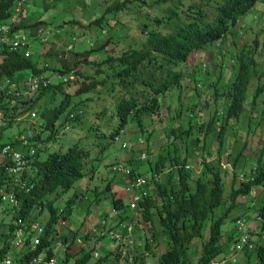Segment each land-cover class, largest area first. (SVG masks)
Wrapping results in <instances>:
<instances>
[{
	"label": "trees",
	"instance_id": "1",
	"mask_svg": "<svg viewBox=\"0 0 264 264\" xmlns=\"http://www.w3.org/2000/svg\"><path fill=\"white\" fill-rule=\"evenodd\" d=\"M17 1L0 0V127L4 143H21L24 134L26 163L9 176L6 190L16 204L1 208L7 226L0 262L8 256L11 264H232L241 258L240 236L248 235L254 264H264V16L256 24L243 20L261 0H103L101 15L86 22L58 15L28 21L27 10L14 22ZM76 26L95 33L83 29L80 39L72 35L78 42L67 41L63 31ZM111 45L123 50L111 56ZM202 53L214 79L205 89L197 86L205 76ZM22 70L27 76L16 77ZM166 122V145L145 160L146 194L137 208L112 195L116 214L104 225L84 227L82 219L74 228L79 216L68 224L88 193L91 218L99 184L112 182L114 134L124 128L127 140L145 134L151 144L153 126ZM138 175L134 167L126 180ZM252 212L261 218L255 236L241 224ZM122 224L130 226L126 240L134 247L123 260L118 246L125 239L108 237ZM243 250L244 256L251 249ZM246 255L252 264L255 255Z\"/></svg>",
	"mask_w": 264,
	"mask_h": 264
},
{
	"label": "clouds",
	"instance_id": "2",
	"mask_svg": "<svg viewBox=\"0 0 264 264\" xmlns=\"http://www.w3.org/2000/svg\"><path fill=\"white\" fill-rule=\"evenodd\" d=\"M214 57H215V61L219 60L220 59L219 53H216L214 55ZM198 63L200 64L202 72L205 73V76H204L202 82H198L197 83V86H198V88H200L201 85H202V88L205 89V86L208 83V81L214 80V79H211L209 77L210 74L212 73V70H209V74H206V71L208 69V65L206 63V59H205L204 53H202L201 56L199 57ZM198 118L201 120L199 115H198ZM168 127H169V123L166 122L165 124H163L161 126L160 131L157 132V136L155 138H152L153 139L152 144H154V146L150 149L151 153L147 152V150L149 149V146H150V144H149L150 141L146 138L145 134H143L142 136H138L137 135L135 138H130L129 140L123 139V140H121L120 146H118V143L116 144L119 147V151L116 153V156H114L112 158V161L116 163L115 164L116 168L113 170V172H115V173H113V177H115V180H116L117 175L123 176L121 178L124 179V192L128 195V202L125 203V204L129 205L131 211H134L137 208V203H138L139 199L144 194H146V191L141 189L143 186L146 185L147 178H148L146 173H145L146 167H147V164L145 163V160L147 158L149 160H151L156 155V153H157L158 149L160 148V146L166 145L164 141L160 143V138L161 137L164 138L165 136H167L169 134ZM122 134H124V128L123 129H119L114 134L113 141L116 143L117 140H120V136ZM122 150H123V152H128L129 153V155H128L129 159L128 160L125 159L127 157L123 158V157L119 156L120 153H122ZM132 150H135V152L132 153L131 152ZM151 154L153 155L152 158L149 157V155H151ZM120 157H121V160H120ZM122 159H124V161L126 163L124 161H122ZM222 165L223 166L226 165L224 161H222ZM134 167H138L139 175L136 178L130 179V180L127 181L126 180V176L130 173V169H133ZM116 183H117V181H116ZM102 184H99L98 191H99V195L100 196L98 195V202L94 203L95 205H97L98 203H102L106 199L108 200V191L111 188V183L109 185H107V183L105 182V185L103 184V186H101ZM257 193L258 192H257L256 189L252 190L250 195H249V197L250 198H254ZM116 196H117V193H115V197ZM251 205H252V203H251ZM252 213L255 216H257L259 221L261 220L260 216H258V214L256 212H252ZM115 214H116V211L111 207L110 213L108 214V216L107 217H103L102 216L101 219H103V221L100 220V223L104 225L106 219L114 217ZM136 214L137 213H134V216H136ZM250 214H247L246 216H244V219L241 221V224H243V222L245 221L246 224L248 225L247 220H248V217H251ZM122 229H125L127 231V234H126L125 237H123L121 235V234H123L122 233ZM244 229L249 230L251 232L252 236H255L257 234V228L256 227H249V228L244 227ZM130 231H131L130 226H128L126 224H122V225H120L117 228V230L110 231L108 233V237L111 238V239L114 238V237L117 238V239H121V238L125 239L123 244L118 246V252H120V254H121L120 259H122V260L125 259L126 256L129 257V256L132 255L128 251V247L130 246L129 245V241H128L129 240ZM242 237H244V236H240L241 244H242V246L244 247L245 250L246 249H251L250 251H248L246 253V254H250L253 251V245H252V243L247 242L248 235L245 236V241L244 242H242V240H241ZM126 239H128V240H126ZM130 241L132 243H137L132 238L130 239ZM243 247L241 248V251H239L240 252L239 256L241 257L239 259V262H241V260L243 258H247L248 259L246 254L243 256V253H244ZM212 264H218V263L216 261V262H213ZM248 264H249V262H248Z\"/></svg>",
	"mask_w": 264,
	"mask_h": 264
},
{
	"label": "rangeland",
	"instance_id": "3",
	"mask_svg": "<svg viewBox=\"0 0 264 264\" xmlns=\"http://www.w3.org/2000/svg\"><path fill=\"white\" fill-rule=\"evenodd\" d=\"M81 7L82 8H85L86 6L81 5ZM100 7L102 8L101 5H100ZM30 8L31 7H29L28 9H30ZM96 10H98V8H93L92 11H90V12H93V11H96ZM263 12H264V0H261V1H259L255 5V7L252 10H250L246 15H244L243 20H245V21H252L253 24H256L257 22H259L263 18V16H264V13ZM64 14H66L68 16V18H70V19L72 17H77L76 11H74V9L72 7L68 8L64 12ZM97 14H98V16L101 15V13H97ZM83 15L84 16H87V13H85V11H84ZM111 23H113V21ZM81 30H82V27L81 26H78L77 29H75L73 32L63 31V35H64L65 38H67V41H71L72 43H76V42H78V40L76 41V38L78 37L80 39V37H82V35H80L81 34ZM90 31H91V33H95L93 30H90ZM233 32L232 33H229V34L235 37L236 34L233 35ZM72 35H74L76 38L75 39H72ZM225 40H227V39L225 38ZM111 47H113V45L107 47L108 54L111 55V56L119 55L121 53V51L123 50L121 46H120V49L111 48ZM217 61H219V60H217ZM228 68H230V67H228ZM223 73H224V76H225V80H227L228 77H229L228 70L225 68L224 71H223ZM230 78L232 79L233 76H231ZM224 82H226V81H224L223 80V77H222V81H221V84H220L221 89H222V85L224 84ZM161 126L162 125H157V124H155L153 126V131L151 133V138H155L157 136V132L160 131ZM69 131H70L69 128L62 130V132H59L60 136L58 138H61L60 140H64L65 138L61 134L68 135V132ZM135 137L136 136H132L131 138H135ZM123 139H126V136L124 134H122L120 136V140H117L116 141V144L118 143V146H120L121 140H123ZM161 142H163V137L160 138V143ZM53 145H55V144H53ZM153 146H154V144L151 143L150 146H149V149H151ZM131 152L133 153V152H135V150H132ZM166 152H168V154H170L171 156L175 155L174 151L172 149H170L169 147L167 148ZM180 152H182V149H180ZM123 153L124 152L122 150V154ZM152 156H153L152 154L149 155V157H151V158H152ZM125 159L128 160L129 159L128 156ZM120 160H121V157H120ZM238 165H239V168L240 167L242 168V166H245L246 164L244 162H242V163H239ZM111 176L112 175H110V177ZM115 182H116L115 177H113L112 178V182H111L112 187L108 191V200L106 199L105 201H103L101 203V206L100 207L97 206V205H95L94 203H92V205L89 206V213H90L91 218L89 216H86V211H87V208H88V204L90 203V200L93 197V193H88L87 194V197L83 198L82 201H80L78 203V205L75 204L76 207H74V209H73L72 217L70 219L67 218V220H69L68 221V224L72 223V221L74 220V218L77 217V216H80L81 219H85L84 226L85 225L88 226L89 225V221L90 222L92 221V223L95 225V224H97V223L100 222V221H96L98 218H102V216L103 217H105V216L107 217L108 214L110 213V210L109 209L112 207V205H111L112 195H115V193H116L117 183L115 184ZM95 183H97V180L96 179L93 180V183L92 184H95ZM76 184H77V187L80 190H83L84 187H85V182L84 181H80V182H78ZM100 184H102V183H100ZM103 184L105 185V182H103ZM103 184L101 186H103ZM136 218H138L137 214H136ZM249 219H250V217H248V220ZM74 223L77 225L75 227H78L79 228L80 224H77L76 221ZM70 225H72V224H70ZM226 252H227V250L224 251V252H222L219 255V259L220 260H223L224 259L225 255H226ZM250 254L251 255H255L253 251ZM255 259H256V255H255V257H253V256L251 257L252 264L255 263ZM232 264H240V262L239 261L238 262H233Z\"/></svg>",
	"mask_w": 264,
	"mask_h": 264
},
{
	"label": "crops",
	"instance_id": "4",
	"mask_svg": "<svg viewBox=\"0 0 264 264\" xmlns=\"http://www.w3.org/2000/svg\"><path fill=\"white\" fill-rule=\"evenodd\" d=\"M101 1H103V0H98V6L97 7H92L90 0H26L24 2V6H25V9L27 10V13H28V21H35V20H38L39 18L51 20L54 15L55 16L58 15L60 17L68 18V16L66 14H64V12L68 8L72 7L74 9V11H76L77 19L82 21V22H86L88 19H91V18L98 16L97 13L103 12V10L105 9V6L103 7L101 5L102 8L100 7L99 2H101ZM81 5H84L86 7L82 8ZM29 7H31V8L28 9ZM93 8H98V10L90 12V11H92ZM84 11H85V13H87V16L83 15ZM80 24H82V23H80ZM77 27L78 26L74 27V29H77ZM83 29L84 28H82V30ZM90 30L94 31V28H92ZM90 30L89 29L85 30V31H87L88 35L91 34ZM69 32H73V31H69ZM27 74H28L27 71L22 70L16 74V77L23 78L24 76H27ZM128 155H129L128 152H124L123 154L120 153L119 156L125 158ZM122 161H124V159H122ZM121 177H123V176L117 175V177H116V181H117L116 193H117V196L120 197L124 201V203H127L128 202V195L124 192V179ZM115 184H116V182H115ZM111 187H112V185H111ZM97 206L100 207L101 203H98ZM250 215H251V217H250L249 221L247 222L248 227H254V226L258 225L260 221L258 220L257 216H255L253 213H251ZM77 219H78V222H76V223L80 224L81 220H82L81 217L79 216ZM100 220L103 221V219H101V218H98L96 221H100ZM89 223H90V221H89ZM75 226H77V225L74 223V228H75ZM230 235H232V234L230 233ZM128 251L130 254H133L134 253V247L129 246ZM248 262H249V259L243 258L241 260L240 264H248Z\"/></svg>",
	"mask_w": 264,
	"mask_h": 264
},
{
	"label": "built area",
	"instance_id": "5",
	"mask_svg": "<svg viewBox=\"0 0 264 264\" xmlns=\"http://www.w3.org/2000/svg\"><path fill=\"white\" fill-rule=\"evenodd\" d=\"M26 0H18L16 3V6L14 8V13L11 16V20L16 22L19 21L21 18L26 16V9L23 7L24 2ZM32 87H37V79H33ZM15 99L11 98L10 102L14 103ZM1 114V112H0ZM1 119V118H0ZM2 121L0 120V124L2 125ZM4 130L2 127H0V178L2 176V183H0V221L2 217H4L6 214L1 211V208L5 205H15L16 199L12 191H7L6 188L8 187L9 183V176L14 175L15 172L22 170L25 167V157H24V151L22 147L26 144V137H24V134H22L19 139L21 143H17L14 140L9 139L7 136V142H3L2 136H4L5 133H3ZM3 165V166H2ZM17 222H20V220H17ZM7 226L5 223L0 222V231L3 230V228ZM32 227L36 229L38 232L42 231L41 225L38 222H34L32 224ZM22 231L21 229L17 230V236L15 238L16 242L21 243L23 241L22 238ZM242 242L245 241V236L242 237ZM38 243L37 238H33V245ZM33 247V246H32ZM1 264H11V260L8 256H6L1 262ZM47 264H52L51 260L47 262Z\"/></svg>",
	"mask_w": 264,
	"mask_h": 264
}]
</instances>
